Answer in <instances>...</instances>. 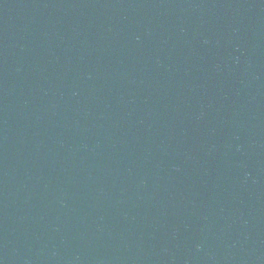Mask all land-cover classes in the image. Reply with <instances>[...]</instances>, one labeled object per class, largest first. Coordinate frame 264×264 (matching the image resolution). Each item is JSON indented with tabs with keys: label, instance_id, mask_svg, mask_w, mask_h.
Here are the masks:
<instances>
[{
	"label": "water",
	"instance_id": "95a60500",
	"mask_svg": "<svg viewBox=\"0 0 264 264\" xmlns=\"http://www.w3.org/2000/svg\"><path fill=\"white\" fill-rule=\"evenodd\" d=\"M0 264H264L219 0H0Z\"/></svg>",
	"mask_w": 264,
	"mask_h": 264
}]
</instances>
